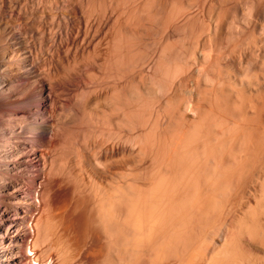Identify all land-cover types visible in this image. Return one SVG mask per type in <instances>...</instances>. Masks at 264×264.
Masks as SVG:
<instances>
[{
	"label": "bare ground",
	"instance_id": "6f19581e",
	"mask_svg": "<svg viewBox=\"0 0 264 264\" xmlns=\"http://www.w3.org/2000/svg\"><path fill=\"white\" fill-rule=\"evenodd\" d=\"M209 1L0 0V264H61L50 253V241L60 245L62 261L67 262L76 235L96 245L94 264H264L263 83L259 89L255 85L245 86L243 81L236 83V87L240 85L238 89L234 83L229 88L223 82L216 84L217 87H206L207 90L199 87L204 91L199 92L201 99L193 109L198 118L191 122L180 104L169 103L176 94H171L169 101L166 98L168 106L159 99L153 107L144 110L145 105L139 102L145 98L142 91L146 90V81H150L143 74L142 59L147 58L148 62L155 54L156 58L165 55L166 61L160 57L156 62L154 58L152 68L159 84L155 88L169 81L164 86H168L166 93L170 94L174 80L188 83L195 68L186 62L190 65L183 66L177 62L179 57L175 58L181 38L190 36L194 42V37L198 46L193 47L189 37L190 41L186 40L189 46L199 49L202 43L206 48L216 44L207 40L208 35L213 40L220 39L222 33L225 36L230 3L222 0L228 4L224 6L220 0ZM254 1H248L251 7L254 5L250 7L253 12L250 18L254 12L261 16L263 11L264 0ZM168 2L174 7H167ZM198 4L202 8L199 5L200 11H194ZM206 8L210 9V21L204 17ZM239 16L241 22L231 18L242 31L245 25ZM202 17L208 26L203 27L205 20L201 26ZM230 23L227 28L232 27L230 31L234 32ZM82 29L85 39L81 37L80 46H86L85 40L93 43L92 39H99L97 35L101 32L106 51L100 47L103 53H98V48L92 47L99 40L94 45L90 43V47L88 43L87 49L92 47L96 52L92 56L93 51L85 53L84 46L76 45V50L84 51L78 50L79 54L85 53L81 57L91 52L81 59L78 51L72 49L78 44ZM205 30L208 31V35L204 33L208 36L205 42L209 45L201 38ZM148 34L156 38L160 35L158 39L152 37L156 41L155 49L162 52L160 55L157 56L155 49V54L151 50L154 56L144 55L146 46L142 43ZM185 43L181 45L183 48L188 45ZM196 57L195 61L190 58L193 64L199 62L205 69L207 63ZM248 60L249 57L246 63ZM79 64L90 68L91 81L85 86L92 105L90 115H86L89 118L84 117L85 122L76 129L74 124L68 126L60 106L65 92L73 94L77 98L74 101L83 93L75 92L78 85L71 79ZM152 78L149 84L153 83ZM132 97L140 104L136 100L133 104ZM165 120L168 127L162 126L165 128L162 134L159 126ZM130 126L133 131L137 129L136 144L131 141L138 147L137 159L147 157L140 159L145 163L146 159L150 160L146 167L136 160L143 164L144 171L134 178L139 173L135 171L133 179L127 170L130 150L126 139ZM115 156L119 157L117 168H114ZM60 199H66L67 203ZM61 202L66 203L65 208L60 206ZM27 250L34 252L33 258ZM78 257L81 261L89 255L84 249Z\"/></svg>",
	"mask_w": 264,
	"mask_h": 264
},
{
	"label": "rangeland",
	"instance_id": "374dc122",
	"mask_svg": "<svg viewBox=\"0 0 264 264\" xmlns=\"http://www.w3.org/2000/svg\"><path fill=\"white\" fill-rule=\"evenodd\" d=\"M170 1V0H169ZM181 1H184V0H181ZM197 1H199V3H200V0H197ZM209 1V0H208ZM212 1V0H211ZM211 1H209V2H211ZM220 1H222V0H220ZM223 1H225L226 3H230V5H228L229 7H227V8H231L230 9V11H232L231 13H230V11L226 8V7H224L223 9L225 10V13H227L226 11L228 10V13H229V15L227 16V18L228 19H230L229 21H228V24L227 23H225V27H224V31L226 30V32H225V36H224V33H222L223 35H222V37L221 38H223V39H225V40H223V39H219V38H215V40H213L212 38H214L213 36H210V35H208L206 32H208V31H202L201 33V38L204 40V42H205V37L207 38L208 36H209V39L207 38V40H212V41H216V42H213V43H216V44H212L211 43V40H210V45H212V47L208 44V42L206 43V44H208L209 45V47L207 46V48L205 47V45L204 46H202L203 45V43H202V45H199V49H196V48H192L191 47V45H194L193 47H195V46H198V44H196V42H195V39H194V37H193V40H194V42H195V44H194V42H192V38L190 37V36H188L190 39H191V42L193 43V44H191L190 46H189V42L188 41H190V39L186 36V39H188V41L185 39V38H181L182 39V41H181V39L180 40H178V42H180L181 44L179 45V43H178V47H177V50L181 53L182 51L181 50H183L184 48L182 47L183 46V44L182 43H187L188 45H186V43H185V45L187 46L186 48L187 49H189V50H187L186 48L183 50L184 52L183 53H181V56H180V53L178 52L177 53V50L174 52V54L176 55V57H175V55L173 56V57H175L178 61V63H182L183 64V66L185 65V66H187V65H190V64H186V63H191L192 64V69L193 70H191V71H193L192 72V75L191 76H193V77H190L191 79H188V83H186V84H182V83H180L179 81V83H177L175 80H174V84H175V86H174V88H172V90L173 91H175V92H173V91H171L170 92V94H168V93H166V91H167V89L166 88H168V86H164V85H169L168 83H169V81H166V82H168L167 84H164L163 85V83L161 84V88H155V87H158L159 86V84L158 83H156V78H155V76H154V71H153V68H152V65H153V62H155V60H156V62H157V59L159 58L160 59V57L162 58V59H164L165 60V58H164V54H161L162 52H160L159 50H157V49H155V47H156V44H155V42L156 41H153V39H152V37H154V38H156V36H152V34H153V32H152V34L151 35H147L148 36V38H145L144 40V43H142V45L144 46V48H145V46H146V52H145V50H143L144 51V55L147 53V55L146 56H150L149 54H152V52H153V50H154V52L155 53H158L157 54V56L158 55H162V56H158V58H156V54L153 52V54H155V56L154 57H150V58H148L149 59V61L151 62L152 60H154V58H155V60L154 61H152V63H150L149 61L147 62L146 60H147V58H146V56L144 57V59L146 58V60H144L143 61V59H142V62H143V64H145V65H143L142 66V69H143V74L146 76V77H148L149 79H150V81L148 80V81H146L147 80V78L146 79H144L146 82H148L147 84H145V86H146V90L144 91V92H146V93H148V94H145L143 91H142V96H145V98L143 99V98H141V100L138 102V100H136V99H134L133 97V99H132V102H133V104H134V101L133 100H136L135 102H137L138 104H140L141 106H144L145 105V108H143L142 107V109H146V110H148V107L149 108H151V106L153 105V104H156V103H158V102H156V101H158L159 99H161V100H163V102H162V104H166V103H168L167 102V99L170 97V95L171 94H178L177 96L176 95H173L174 97H173V99H171V101H169L170 100V98L168 99V101H169V103H171V104H174L173 106H175L176 104H180L181 106V109H182V112L184 113V111H185V116L187 117V120H189V122H191L192 120L194 121V119L196 118H198V113H197V111H194L195 110V105L198 103V101L201 99V93L199 94V92H203L204 90H207L208 88H209V86L212 88L213 86L214 87H217V85L219 84H221L222 85V82H223V84L225 85V86H227L228 84V86L227 87H229V88H231V87H233L234 86V88H237L238 86L240 87V85L239 84H241L240 83V81H243V83H245L244 85L245 86H247V85H255L254 87L255 88H257V89H259L260 88V86H262V84H260V83H263V86L261 87V88H263L264 87V44H262L261 45V43H264V33H262V32H264V6H263V11H262V15L260 16V14H257L258 16H256L255 14V12H254V15H251V18H253V20H251V22L253 23H251L250 22V17H248V16H250V14H252L251 12H250V10H251V8H253V6L251 7L250 6V4L252 5V3H254V2H256V1H254V0H252L253 2L251 3V2H248V1H251V0H248V1H246V0H244V1H242V0H223ZM223 1H222V3H223ZM230 1V2H229ZM233 1V2H232ZM238 1H241V2H239V3H235V2H238ZM172 2H174V1H172ZM171 2V3H172ZM180 2V1H179ZM179 2L177 3V4H179ZM224 2V3H225ZM247 2V3H246ZM198 3V2H197ZM223 3V4H224ZM233 3V4H232ZM235 3V4H234ZM170 2H168V5H167V7H171V8H173L174 6H173V3L172 4H170ZM233 6H232V5ZM239 4V5H238ZM195 5H197V4H195ZM199 5L201 6V4H198V6L197 7H195V9L194 8H192V9H194V11H200V7H199ZM226 4H224V6H225ZM226 5V6H227ZM234 8H232V7ZM235 6H238V7H236L237 8V10H235ZM240 6V7H239ZM177 7H178V5H177ZM248 7V8H247ZM251 7V8H250ZM171 8H170V10H171ZM201 8H202V6H201ZM247 8V9H246ZM167 9H168V11H167ZM166 9V11L167 12H169V8H167ZM222 9V10H223ZM239 9V10H238ZM191 10V9H190ZM207 10V11H206ZM210 10V9H209ZM209 10L206 8L204 11H205V18H206V20H207V18H208V20L209 19H211V18H209V16H210V13H209ZM248 10V11H247ZM254 10V9H253ZM238 11H239V13H240V16L238 15L239 13H238ZM246 11L249 13H246ZM255 11V10H254ZM211 12V11H210ZM234 12V15L232 14ZM235 12H237L238 14H236L235 15ZM243 12H244V15H243ZM198 13V12H197ZM233 17H232V16ZM239 16L240 17V20H243L244 21V25H245V27H244V29H242V31H241V28H239L238 29V27H237V22H236V24H234V21H233V19L232 18H234V17H236V16ZM208 16V17H207ZM238 16H237V18H234V20H237V21H239L238 20ZM242 16V17H241ZM230 17V18H229ZM232 17V18H231ZM243 17H244V19H243ZM261 17V18H260ZM248 18H250V19H248ZM255 18V19H254ZM77 19H78V17L77 18H75V24H74V26H77V23H78V21H77ZM232 19V20H231ZM247 19V20H246ZM38 20V19H37ZM205 20V19H204ZM203 17L201 18V21L202 22H200V24H201V26H202V24L204 23L203 21ZM206 20H205V25L203 26V27H206V25L208 24H206ZM207 20V21H208ZM261 20V21H260ZM210 21V20H209ZM247 21V22H246ZM256 23H255V22ZM35 22H37L36 20H34V23ZM229 22H232V24H231V26H233L234 27V32H231L230 30H232L233 28L232 27H230V28H227V27H229L228 25H229ZM239 22H241V21H239ZM238 22V24H240ZM245 22L246 23H250L251 25H253V26H251V25H248V24H245ZM243 24H240V25H243ZM83 25H84V23H83ZM234 25H236V26H234ZM247 25V26H246ZM208 26V25H207ZM250 26V27H249ZM262 26V27H261ZM84 27V26H83ZM202 27V28H203ZM251 27H253V28H251ZM236 28L238 29V31H236ZM229 29V30H228ZM247 29V30H246ZM261 29V30H260ZM52 30L53 31H56L57 29H55V28H52ZM263 30V31H262ZM154 31H155V29H154ZM223 31V32H224ZM253 31L255 32V33H253ZM259 31V32H258ZM149 32H151L150 30H149ZM229 32L231 33V34H229ZM236 32H238V33H236ZM245 32H246V34H245ZM248 32V33H247ZM250 32V33H249ZM101 32H99L98 33V38L99 39H97V40H99V41H101V39H100V37L103 35V33H101ZM179 33V32H178ZM181 33V32H180ZM204 33H206V34H204ZM237 34V36H234V34ZM159 34V33H158ZM164 34V33H163ZM162 34V36L164 37V38H166L165 36H166V33H165V36ZM205 36H204V35ZM229 35L228 37H227V35ZM233 34V35H232ZM235 34V35H236ZM238 34L240 35V37L238 36ZM243 34V35H242ZM254 34V35H253ZM80 36H78L77 38H79V39H77L78 41H77V43L79 44H75L73 47H74V49H72L73 51L75 50V52H77L79 49L77 48V50H76V45L78 46V47H81V46H84V45H81L80 46V44H81V42H82V39L84 40L85 39V33H84V31H83V29H82V32L79 34ZM82 35V36H81ZM100 35V36H99ZM233 37H232V36ZM256 35V36H255ZM257 35H258V37H257ZM260 35V36H259ZM83 36H84V38H83ZM160 37V35H157V37ZM204 36V37H203ZM231 36V37H230ZM250 36H251V38H250ZM254 36V37H253ZM81 37H82V39H81ZM103 37V36H102ZM158 37V38H159ZM231 39H230V38ZM234 37H235V39H234ZM237 37V38H236ZM239 37V38H238ZM247 37V38H246ZM257 37V38H256ZM260 37V39H258ZM97 38V37H96ZM158 38H156V39H158ZM164 38H163V41H165L164 40ZM230 40H228V39ZM232 38L234 39V40H243V41H240L239 42V40L237 41V43H236V41H234L233 40V42H231L232 41ZM86 39H87V37H86ZM90 39V38H89ZM89 39H87V41H91V40H89ZM149 39V40H148ZM201 39V40H202ZM217 39V40H216ZM227 39V40H226ZM245 39V40H244ZM94 40V41H93ZM96 39H92V41H93V43L95 44V42L97 41H95ZM152 40V41H151ZM186 40V41H185ZM206 40V41H207ZM221 40V41H220ZM247 40V41H246ZM254 42H253V41ZM260 40V41H259ZM81 41V42H80ZM86 41V40H85ZM83 42L86 46H84V48H88V47H90V43L89 42ZM99 41H97V43L99 42ZM103 41H104V39H103ZM148 41H150V42H148ZM159 41V40H158ZM184 41V42H183ZM218 41H220L219 43H217ZM227 41H229L230 43L228 44V42ZM246 41V42H245ZM252 41V43H250ZM102 42V41H101ZM99 42V46L97 47V43L95 44L96 45V47L95 46H92V47H94L95 49H97L98 48V50H96V52H98V53H103V51H100V50H104V52L106 51V45L104 44V42ZM146 42V43H145ZM203 42V41H202ZM226 43V45H225V43ZM241 42H243V43H241ZM82 43V44H83ZM87 43V44H86ZM88 43H89V46H88ZM93 43H91L92 45H94ZM150 43V44H149ZM153 43V44H152ZM232 43H234V44H232ZM238 44V47H236L237 45L236 44ZM246 43V44H245ZM247 43H249V44H247ZM104 44V45H103ZM155 44V45H154ZM221 44V45H220ZM229 46H228V45ZM243 44V45H242ZM256 44V45H255ZM149 45V46H148ZM151 45H152V47H151ZM182 45V46H181ZM214 45V46H213ZM219 45V46H218ZM235 47H233V46ZM236 45V46H235ZM240 45H242V47L240 46ZM88 46V47H87ZM143 46H142V48H143ZM200 46H201V48H203V49H200ZM217 46V47H216ZM227 46V47H226ZM240 46V47H239ZM250 46V47H249ZM253 46V47H252ZM256 46V47H255ZM72 47V48H73ZM91 47V48H92ZM101 47V48H100ZM180 47H182V48H180ZM190 47V48H189ZM211 47V48H210ZM214 47V48H213ZM219 47V48H218ZM224 47H226V48H224ZM89 48V49H85V53L88 51V50H90L91 52H89V54L88 55H90V53H91V56H92V54L95 52V49L94 48ZM99 48H100V50H99ZM151 48V49H150ZM217 48V49H216ZM221 48V49H220ZM243 48V49H242ZM249 48V49H248ZM254 48V49H253ZM260 48V49H259ZM94 49V50H93ZM148 49V50H147ZM196 49V51H195V55H194V50ZM215 49V50H214ZM224 49H225V51H224ZM151 50H152V52H151ZM192 52H191V51ZM206 50V51H205ZM209 50V51H208ZM211 50V51H210ZM220 50V51H219ZM234 50V51H233ZM243 50L245 51L244 53H243ZM254 50V51H253ZM259 51V53H258V51ZM72 51V52H73ZM79 51H83L82 50V48L79 50ZM79 51H78V55L80 56V58L82 59V58H87L88 57V55H87V57H86V55H84V57H81V56H83V54H85V53H83V54H79ZM158 51V52H157ZM188 51V52H187ZM232 52V54H231V52ZM84 52V51H83ZM95 52V53H96ZM151 52V53H150ZM159 52H160V54H159ZM186 52V53H185ZM201 52H203V53H201ZM207 52V53H206ZM209 52V53H208ZM220 52V53H219ZM228 52V53H227ZM230 52V53H229ZM261 52V53H260ZM149 53V54H148ZM191 55H190V54ZM193 53V54H192ZM205 53V54H204ZM216 53V54H215ZM240 53H241V55H240ZM74 54H76V53H74ZM186 54V55H185ZM197 54V55H196ZM218 54V55H217ZM220 54V55H219ZM225 54V55H224ZM251 54H254V55H251ZM256 54V55H255ZM262 54V55H261ZM94 55V54H93ZM192 55H194L196 58H198V59H200V60H202V62L203 63H207V65L205 64V66L207 67H205V69L201 66V64L199 65L198 63V61H196V62H198V63H196V64H193V62L195 61L194 60V58L195 57H193ZM203 55V56H202ZM210 55V56H209ZM215 55V56H214ZM224 55V56H223ZM79 56H76L77 58H79ZM183 56H185L184 58H183ZM188 56V57H187ZM208 56V58H206ZM228 56V57H227ZM234 56V57H233ZM237 56V57H236ZM255 56H257V57H255ZM187 57V58H186ZM191 57H193V59L191 58ZM219 57V58H218ZM221 57V58H220ZM223 57H224V59H223ZM233 57V58H232ZM241 57H243V58H241ZM245 57V58H244ZM248 57H249V64L248 63H246L247 62V59H248ZM188 58L190 59H192V60H194V61H192L191 59L188 61ZM211 58V59H210ZM259 58V59H258ZM168 59H170V57L168 58L167 57V62L169 61H171V60H168ZM181 59H183L182 61H181ZM187 59V60H186ZM203 59H204V61H205V59H207V60H209V61H203ZM219 59V60H218ZM220 59H221V61H220ZM240 59V60H239ZM252 59V60H251ZM77 60H79V59H77ZM214 60V61H213ZM215 60H217V61H219V62H217V61H215ZM230 60V61H229ZM233 60V61H232ZM239 60V61H238ZM263 60V61H262ZM80 61V60H79ZM82 61V60H81ZM83 61H84V59H83ZM82 61V62H83ZM166 61V60H165ZM173 61H175V59H173L172 60V62ZM180 61V62H179ZM188 61V62H187ZM192 61V62H191ZM212 61H213V63H212ZM223 61V62H222ZM225 61V62H224ZM235 61V62H234ZM245 61V65L244 64H242L243 62ZM261 61H262V64H261ZM142 62H141V60H140V64H142ZM146 62V63H145ZM168 62V63H169ZM176 62V61H175ZM186 62V63H185ZM209 62V63H208ZM214 62H216V63H214ZM220 62H221V64H220ZM250 62H251V64H253V65H250ZM255 63V64H254ZM139 64V65H140ZM149 64V65H148ZM198 64V65H197ZM213 64H216L215 66H213ZM227 64V65H226ZM246 64H248L247 66H246ZM258 64V65H257ZM79 65H80V67L81 68H79ZM78 66H77V68H76V74L74 75V76H71V79L74 81V83H75V85H78L77 87H78V91H75L76 93H81L82 91H83V93H81L82 95H80V97L78 96V98H79V100H76V101H78V102H76V101H74L75 99H77V98H75V96H73V94H70L69 92H65V94H62V104H61V106H60V111L62 112V115H63V118L64 119H67L66 121H67V124H68V126H72V127H74L73 126V124L75 125V127L74 128H79L80 127V125H81V122H85V120L87 119V118H89V117H86V115H90V112H89V107L91 108V105H92V103L90 102L91 101V99H90V94H89V92L87 91L88 89V87L87 86H85L86 84H90V81H91V77H90V73L88 72V70L90 69H88V65H86L87 67H84V66H81V64H79ZM211 65V66H210ZM231 65V66H230ZM242 67V69H241V67ZM148 66V67H147ZM221 67V70H222V72H221V70H219L220 69V67ZM255 66V67H254ZM258 66H260V67H258ZM152 68L151 70H150V68L149 69H147V68ZM212 67H214V68H212ZM223 67V68H222ZM239 67V68H238ZM248 67V68H247ZM85 68V69H84ZM139 69H141L140 68V66L138 67ZM138 68H135V69H138ZM212 68V69H211ZM236 68V69H235ZM238 68V69H237ZM252 68H254L253 70H252ZM260 68V69H259ZM138 69V70H139ZM144 69H146V70H144ZM214 69V70H213ZM251 69V70H250ZM81 70V71H80ZM208 70V71H207ZM213 71V72H211V71ZM243 70V71H242ZM262 70V71H261ZM136 71V70H135ZM196 71V72H195ZM207 71V73H204L203 74V72H206ZM215 71V72H214ZM241 71V72H240ZM252 71V72H251ZM152 72V73H151ZM195 72V73H194ZM201 72V73H200ZM220 72V73H219ZM229 72V73H228ZM246 72V73H245ZM258 72H262V73H258ZM216 73V74H215ZM232 73V74H231ZM234 73H236V74H234ZM255 73H258V74H256L255 76H254V74ZM151 74V75H150ZM153 74V75H152ZM219 74H220V76H219ZM250 74V75H249ZM98 75H100V74H98ZM148 75V76H147ZM151 76V78L154 76V78H152L153 80V83H151V84H149L150 82H151V78H150V76ZM194 75H196L195 77H194ZM198 75H199V77H198ZM203 75V76H202ZM215 75H217V76H215ZM228 75V76H227ZM231 75V76H230ZM250 77H249V76ZM259 75V76H258ZM144 76V77H145ZM161 76H163V74L161 75ZM202 76V77H201ZM219 76V77H218ZM225 76V77H224ZM253 76V78H251ZM258 76V77H257ZM85 77V78H84ZM96 77V79L95 80H97V81H99L100 80V78L98 77V76H94V78ZM201 77V78H200ZM205 77V78H204ZM209 77V78H208ZM215 79H214V78ZM242 77V78H241ZM247 77V78H246ZM249 77V78H248ZM169 78V77H168ZM167 78V79H168ZM194 78V79H193ZM224 78V79H223ZM228 78V79H227ZM234 78H235V80H234ZM238 78L240 79V80H238ZM246 78V79H245ZM256 80H255V79ZM262 78V79H261ZM99 79V80H98ZM194 81H193V80ZM208 79V82L206 81ZM213 79V80H212ZM218 81H217V80ZM233 79V80H232ZM252 79H254L253 81H251ZM88 80V81H87ZM169 80H171V79H169ZM178 80V79H177ZM201 81V82H199V81ZM213 81V82H210V81ZM219 80H221L220 82H219ZM232 80V81H231ZM247 80V81H246ZM198 81V82H197ZM206 81V82H205ZM215 81V82H214ZM231 81V82H230ZM235 81V82H234ZM239 81V84L237 85V87H236V83ZM255 81H258V82H255ZM88 82V83H87ZM171 82V81H170ZM227 82V83H226ZM253 82V83H252ZM86 83V84H85ZM173 83H171L172 84V87H173ZM192 83V84H191ZM212 83V84H211ZM233 83H234V85H233ZM250 83V84H249ZM252 83V84H251ZM156 84V85H155ZM215 84V85H214ZM217 84V85H216ZM230 84H232L231 86H230ZM81 85V86H80ZM185 85V86H184ZM186 85H188V86H186ZM200 85H202V86H200ZM259 85V86H258ZM147 86H149V87H147ZM203 86H204V88H203ZM178 87H181V88H178ZM186 87H187V89H186ZM199 87H202L203 89H201V88H198ZM207 87V89H205ZM219 87V86H218ZM238 87V88H239ZM131 88V87H130ZM151 88H152V90H151ZM233 88V89H234ZM237 88V89H238ZM80 89H81V91H80ZM84 89V90H83ZM149 89V90H148ZM156 89V90H155ZM179 89V90H178ZM181 89V90H180ZM192 89V90H191ZM148 90V91H147ZM165 90V91H164ZM177 90V91H176ZM191 90V91H190ZM198 90V91H197ZM151 91V92H150ZM163 91H164V93H163ZM189 93H188V92ZM158 92V93H157ZM178 92V93H177ZM184 93V94H183ZM188 93V94H187ZM145 94V95H144ZM161 94H163V95H161ZM64 95H66V96H64ZM69 95V96H68ZM181 95V96H180ZM193 95V96H192ZM195 95V96H194ZM88 98H87V97ZM147 96H149V97H147ZM153 96H155V97H153ZM158 96V97H157ZM199 96V97H198ZM73 97H74V99H73ZM151 97H152V99H151ZM162 97H165V98H162ZM171 97H172V95H171ZM197 97V98H196ZM154 98V99H153ZM167 98V99H166ZM175 98V99H174ZM181 98V99H180ZM184 98V99H183ZM199 98V99H198ZM82 99H83V101H82ZM145 99H147V100H145ZM166 99V100H165ZM180 99V100H179ZM188 99V100H187ZM198 99V100H197ZM143 100H144V102H143ZM153 102H151V101ZM156 100V101H155ZM176 100V101H175ZM73 101V102H72ZM146 101H147V103L148 102H150V103H146ZM166 103H165V102ZM175 101V102H174ZM183 101H184V103H183ZM190 101V102H189ZM177 102V103H176ZM197 102V103H196ZM64 103V104H63ZM98 103H100V104H102V102L101 101H99ZM146 103V104H145ZM169 103L168 104H166L167 106L169 105ZM86 104H88L89 106L87 107V105ZM132 104V103H131ZM183 104H185L184 106H183ZM74 105V106H73ZM79 105V106H78ZM166 105H165V107H166ZM187 105H189V107L187 106ZM194 105V106H193ZM85 106V107H84ZM146 106H147V108H146ZM154 106V105H153ZM152 106V107H153ZM156 106V105H155ZM185 107V108H184ZM186 107H188V109L186 108ZM194 107V108H193ZM69 109V110H68ZM184 109V110H183ZM194 109V110H193ZM186 110H189V111H186ZM71 111V112H70ZM193 111V112H192ZM82 112V113H81ZM89 112V114H87ZM147 112V111H146ZM188 112V113H187ZM196 114H195V113ZM75 113V114H74ZM191 113V114H190ZM64 114H66L68 117H69V115L71 116V119L72 118H75V119H69L68 117H66ZM100 114H101V112H100ZM76 115V116H75ZM191 115V116H190ZM65 116V117H64ZM74 116V117H73ZM189 116V117H188ZM193 116H195V117H193ZM84 117H86L85 118V120H84ZM193 118V119H192ZM77 119V120H76ZM75 120H76V122H75ZM84 120V121H83ZM191 120V121H190ZM70 121H72V122H70ZM70 122V123H69ZM75 122V123H74ZM165 122H166V120H165ZM66 124V125H67ZM70 124H72V125H70ZM77 125H79L78 127H77ZM166 127V129H167V127H168V122H166V123H164L163 122V125H161V126H159L160 128V133H162V134H164V129L165 128H163V127ZM133 126H130V127H128V129L129 130H131L130 132H129V130H127L128 131V133H129V135H127V138L128 139H126L127 141H126V144H128V150H130V151H128L129 152V154H128V157H129V161H130V163L128 164V169L127 170H129V174H130V179H133L132 178V176H133V173H135L136 174V172L135 171H138L139 173H137L136 175H134V178L139 174H141L140 172H142V171H144V170H142V167H146V166H148L149 164H150V160H148V159H146V162L147 163H145L144 161H140V159L142 160L143 158H138L137 159V157H139V154H138V147H137V145H136V147H135V145L134 144H136V139H137V135L135 136V132H137V127L135 128L136 130L135 131H133L134 130V128H132ZM162 127V128H161ZM161 130H162V132H161ZM84 133V132H83ZM87 133V132H86ZM131 134V135H130ZM133 135V136H132ZM84 136H88V134L86 135H84ZM128 136H130V137H128ZM136 139H135V138ZM129 140H130V142H129ZM134 142H133V141ZM116 141V144H118L119 143V140H118V138L116 139L115 138V140H114V142ZM123 141H125V140H120V142H123ZM134 143H132V142ZM133 147H132V146ZM136 151H135V150ZM131 155V156H130ZM138 155V156H137ZM135 157V158H134ZM145 158H147V157H145ZM145 158H144V160H145ZM115 159H117V162H116V160ZM118 160H119V157L118 156H115L114 157V160L113 161H115L116 163H114V168H117V166H118ZM136 160H139L140 161V163L141 162H143V164H144V166H143V164H140V163H138L137 161V164H139V165H137L136 164V162L135 161ZM133 163V164H132ZM146 164V165H145ZM134 165V166H133ZM136 165V166H135ZM138 166V167H137ZM139 166H140V168H141V170H140V168H139ZM142 166V167H141ZM133 167H134V169H133ZM135 167H137V168H135ZM139 168V169H138ZM131 169V170H130ZM144 169V168H143ZM132 172V173H131ZM64 176V175H63ZM141 176V175H140ZM66 176H64V178H65ZM64 200H66V199H60V201H62V202H65ZM61 202V203H62ZM66 203H67V200H66ZM66 203H62L60 206L62 207L63 206V208H65L66 207ZM60 207V209H61V211L63 210L62 208ZM60 212V211H59ZM84 230V229H83ZM85 231V230H84ZM76 237V238H75ZM77 241H76V240ZM80 242V243H79ZM88 242V243H87ZM50 244H51V250H50V253L51 254H53V256L54 257H56L57 258V261L59 262V263H61V264H70V263H75V264H94V262H93V260H94V256L96 255L95 254V252H96V245H94V246H92V244L90 245V240L88 241L87 239H83V238H81V237H79V236H74V239H73V241H72V246H73V253H72V255H71V253L69 254V257H68V261L67 262H63L62 261V256H60V255H62L61 254V249H59V247H60V245L59 244H57L56 242H49ZM87 244H88V246H87ZM92 247H94V248H92ZM61 248V247H60ZM85 249V252L89 255V260L88 259H85L84 258V260H82L81 259V261H78L79 259V253L80 252H82L83 250ZM95 249V250H94ZM88 251V252H87ZM95 251V252H94ZM55 253V254H54ZM95 254V255H94ZM57 255V256H56ZM72 257V258H71ZM91 259V260H90ZM87 260V261H86ZM73 261V262H72ZM78 263H77V262ZM85 261V262H87V263H83V262ZM92 263H91V262Z\"/></svg>",
	"mask_w": 264,
	"mask_h": 264
},
{
	"label": "built area",
	"instance_id": "2783aa9c",
	"mask_svg": "<svg viewBox=\"0 0 264 264\" xmlns=\"http://www.w3.org/2000/svg\"><path fill=\"white\" fill-rule=\"evenodd\" d=\"M27 252H28V254L30 255V256H32V258L34 257V252L32 251V250H27ZM35 263V262H34Z\"/></svg>",
	"mask_w": 264,
	"mask_h": 264
}]
</instances>
